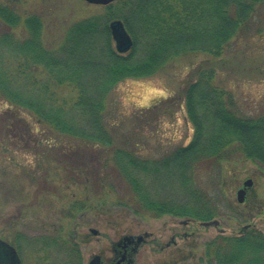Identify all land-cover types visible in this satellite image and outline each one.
<instances>
[{
  "label": "rangeland",
  "instance_id": "obj_1",
  "mask_svg": "<svg viewBox=\"0 0 264 264\" xmlns=\"http://www.w3.org/2000/svg\"><path fill=\"white\" fill-rule=\"evenodd\" d=\"M0 4L21 18L14 27L0 21V34L26 38L25 20L35 16L43 23L42 40L49 49L58 48L77 21L104 12L102 6L85 0H0ZM258 13L255 29L233 40L221 58L190 54L149 77L121 80L107 99L108 120L120 123L112 129L114 148L134 147L143 158L154 159L188 144L194 129L186 118L184 100L178 98L185 82L196 79L200 66H214L216 84L231 93L239 114L264 115V6ZM16 60L24 62L21 55ZM56 92L68 104L73 101L70 87ZM10 110L0 95V238L17 249L22 264H89L101 253L104 264H110L112 250L127 235L143 240L138 239L131 255L135 264H202L205 244L220 234L241 236L250 227L264 232V173L252 160L237 157L216 170L198 169L197 184L219 200V216L213 219L220 221L218 226L169 214L135 215L125 205L132 194L119 174L112 173L114 177L106 181V169L97 163L88 171L82 143L69 148L80 150L79 158L86 161L69 158L64 148L75 140L57 138L29 111L20 114L29 121L31 136L24 124L10 126ZM106 151L103 157L100 153L101 160L111 156V150ZM248 179L253 184L240 203L238 191Z\"/></svg>",
  "mask_w": 264,
  "mask_h": 264
},
{
  "label": "trees",
  "instance_id": "obj_2",
  "mask_svg": "<svg viewBox=\"0 0 264 264\" xmlns=\"http://www.w3.org/2000/svg\"><path fill=\"white\" fill-rule=\"evenodd\" d=\"M262 6L264 0H118L102 7L103 13L77 21L55 49L42 40L41 20L27 18L26 38L0 34V95L11 107L10 126L24 124L31 136L30 123L20 114L29 111L57 138L75 140L64 148L69 158L86 161L79 158L80 150L69 148L82 143L88 171L97 163L106 169V181L119 174L132 194L125 205L135 215L209 222L219 216V200L197 184L198 169L216 170L240 157L264 173V115L239 114L231 93L216 84L214 66H200L178 98L184 100L194 129L191 141L162 158H143L134 147L114 148L112 129L120 123L108 120L107 99L121 80L149 77L182 56L221 58L233 40L255 29ZM116 18L125 21L135 39L125 55L115 51L109 28ZM0 21L14 27L21 18L0 4ZM19 55L22 64L16 60ZM33 71L44 78H33ZM62 86L75 93L69 104L56 92ZM106 150L111 156L101 160ZM245 230L241 236L220 234L210 240L201 263L264 264V232Z\"/></svg>",
  "mask_w": 264,
  "mask_h": 264
},
{
  "label": "water",
  "instance_id": "obj_3",
  "mask_svg": "<svg viewBox=\"0 0 264 264\" xmlns=\"http://www.w3.org/2000/svg\"><path fill=\"white\" fill-rule=\"evenodd\" d=\"M91 5L105 6L114 3L117 0H85ZM110 30L112 34V39L115 42V50L120 54H127L131 51V48L134 45V39L128 29L125 27V23L122 19H116L110 23ZM253 181L248 179L244 184L243 188H240L238 191L237 199L240 203L245 202V197L247 194L248 187H251ZM187 223V222H185ZM220 221L211 220L209 222H202V225L209 226H218ZM91 232L96 236L98 230L91 229ZM141 239V238H140ZM101 254L95 255L89 264H102ZM0 264H22L21 257L17 249L8 242L3 241L0 238Z\"/></svg>",
  "mask_w": 264,
  "mask_h": 264
},
{
  "label": "flooded vegetation",
  "instance_id": "obj_4",
  "mask_svg": "<svg viewBox=\"0 0 264 264\" xmlns=\"http://www.w3.org/2000/svg\"><path fill=\"white\" fill-rule=\"evenodd\" d=\"M139 241H143L142 238H138ZM137 237L134 235H127L117 244V249L112 250V258L108 261L110 264H135L134 259L131 256L132 253L136 251L137 248ZM173 239V243H175ZM102 264L105 262L104 254L101 253Z\"/></svg>",
  "mask_w": 264,
  "mask_h": 264
}]
</instances>
